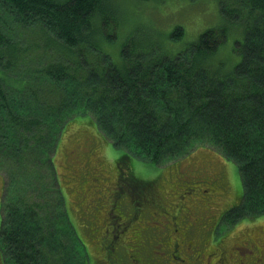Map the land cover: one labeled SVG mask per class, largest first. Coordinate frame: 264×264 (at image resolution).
<instances>
[{"label":"trees","instance_id":"trees-1","mask_svg":"<svg viewBox=\"0 0 264 264\" xmlns=\"http://www.w3.org/2000/svg\"><path fill=\"white\" fill-rule=\"evenodd\" d=\"M112 1L0 0V170L6 169L13 178L17 192L16 198L3 201L7 211L0 223V247L5 264L96 261L90 242H84L71 221L53 162L58 138L67 125L86 116L123 156L117 163L116 195L120 199L128 196L122 183L131 180L133 198L129 202L141 204L143 209L144 215L131 225L134 230L130 229V235L143 245L130 254L118 251L115 260L138 264L145 258L147 262L166 264V257H153L159 247L165 245L171 252L180 253L188 236H199L203 243L211 245L209 254L217 255L215 263L219 257L222 263L225 259L224 264H229L230 246H239L242 251L245 242L253 238L243 230L233 241L226 242L228 235L238 227L247 228V218L264 215V0H218L227 23L206 29L174 56L169 53L170 45H164L166 52L161 44L162 31L171 24L172 32L167 35L168 41L174 43L185 36L186 28L181 17L169 20L159 11L164 26L158 21L130 24L137 26L121 45V61L117 62L103 47L115 45L118 39L121 2L116 4L115 0L111 6ZM237 30L243 34L236 49L241 60L231 71L224 70L226 65L217 56ZM28 32L42 41L44 54L26 49L16 39L17 33L29 35ZM136 33L139 35H133ZM142 39L145 44H139ZM33 45L37 47L39 43ZM154 45L161 56H146L144 51L153 50ZM133 53L138 57L132 58ZM181 58L185 60L179 62ZM193 133L201 138L194 139ZM48 136L52 138V149L44 144ZM203 144L213 145L215 149H206L217 154L199 157ZM166 145L174 150L167 156L162 154ZM193 148L203 160L201 164L195 161L191 170L201 179L191 181L181 175L176 184L168 180L172 169L190 157ZM216 155L233 160L238 167L243 187L239 205L225 209L227 202H222L218 212L206 213L209 218L205 215L199 226L205 223L208 237L194 229L197 224L188 225V218L183 219L178 232H183L179 236L184 246L170 234H160L167 229V223L159 216L175 221L167 216L169 208L163 204L161 183H173L172 194L178 204L196 198L204 208L213 209L215 196L219 194L221 200L227 197L225 162L221 157V164L213 163L211 157ZM132 158L153 164L159 172L155 175L140 170ZM174 158L173 164L165 165ZM39 162L43 163L40 173ZM215 164L220 165V172L215 174L217 182L209 178L211 168L217 169ZM32 178L37 194L29 188ZM52 183L58 185L56 205L47 197ZM187 191L193 194L190 198L185 195ZM82 218L85 223L90 221L92 230L85 227L93 231L91 242L98 244L97 227L103 219L100 215ZM223 219L225 232L219 239L215 234ZM151 247H155L153 252Z\"/></svg>","mask_w":264,"mask_h":264},{"label":"rangeland","instance_id":"rangeland-1","mask_svg":"<svg viewBox=\"0 0 264 264\" xmlns=\"http://www.w3.org/2000/svg\"><path fill=\"white\" fill-rule=\"evenodd\" d=\"M159 0H116V4H119V29H118V39L115 45L107 44V46H103L104 50L111 54V56L115 59V61H121L120 50L123 42L132 35L133 30L137 25L130 24H140L144 23V25H149L150 23L160 22V18L162 14L166 15L168 19H172L173 17L179 18L181 17V22L186 28L185 36L178 42L171 43L168 41V35L172 31L170 27L165 28L163 32L164 38L161 40V44L170 45V55L174 56L177 53L184 51L189 44H191V40L198 38L197 35L204 32L208 28L218 27L223 25L224 17L221 15L219 10L218 0H162L160 3L157 2ZM115 0L111 2V6ZM158 6H160L158 10ZM162 14H160V12ZM139 14V15H137ZM237 21V20H236ZM227 23V22H226ZM164 26V25H162ZM170 27V28H169ZM241 30L235 31L237 35H232L228 37L227 41L221 46L220 52L217 56V59L221 62H224L226 67L224 70H232L235 68V65L240 62L241 56L236 52L237 47L240 44V41L243 40V34L240 32ZM28 34L19 35L17 33V40H19L24 47L30 50H35L39 54H44V44L42 41H38L34 37L33 32H28ZM15 34V33H14ZM13 34V35H14ZM139 35V33L133 34ZM98 39V37H96ZM235 38H239V40H235ZM35 42L39 43L37 47L33 45ZM145 44V40L142 39L139 41V44ZM132 45V43H131ZM36 48V49H32ZM153 50L144 51L146 56H150L152 58L160 57L161 51L155 47ZM165 51L168 49L164 46ZM132 52L129 50V54ZM132 58L138 57L135 53L131 54ZM185 58L179 59V62L184 61ZM184 64V63H183ZM91 116V115H90ZM93 118V116H91ZM90 117H77L72 120L58 138V148L53 156V162L55 168L58 173L60 185L62 187L63 193L66 198L68 212L71 218V221L74 227L77 229L79 234L84 239L90 242L91 252L93 260L92 264H120V262L114 259L115 253L118 251H123L125 254L132 253L135 248L139 245H143V242L140 241L137 243L136 237L131 236L128 232H130L131 224H128L129 220L120 221L122 223L123 235H120L119 238L114 242L108 238H112L116 233V221L113 222L112 216L116 215V206L118 199L116 198V194L118 192V180H119V167H117V163L123 158L121 156V152L119 149L115 148L111 143V139L107 138L103 132H100L96 125L95 127L92 125L88 119ZM95 121V119L93 118ZM196 137L201 138V136L197 133H193ZM54 135V129H52V138ZM183 135H185V130L183 131ZM52 138L48 136L46 138L45 143L46 146L50 149L53 148ZM181 139V138H180ZM204 139H208L204 137ZM174 143V141H173ZM205 147H201L202 149L198 150L200 156L206 157L208 155H215L216 152L213 151V154L209 152L208 149H215L211 144H203ZM208 148V149H206ZM194 149V148H193ZM192 149V150H193ZM169 145H166L162 149V154L169 155L170 152H173ZM54 153V152H53ZM52 153V155H53ZM197 150L194 149L193 153L190 157H186L184 161L181 162L176 168L172 169V175L167 176V179L172 180L173 183L176 184V180L181 175H187L188 179L191 181H198L201 179V175L193 172L192 164L197 161L198 164H201L203 158L197 157ZM221 156V155H220ZM222 157V156H221ZM219 157V155L212 156L211 160L213 163L221 164L220 159L225 162L226 166V180L229 183V193L227 197L218 198V195L214 198H217V201L214 202L215 206L213 209H209L207 207H203L202 203L193 198L192 200H186L184 203L178 204L177 200L173 197L172 192V184L173 183H161L159 189L161 190V195L164 196L165 200H163V204L168 207L167 216L173 218L175 221L168 222L169 219L159 216L160 220H164L167 226V229H163L160 231V234H170L174 241H180V236L178 232V228L180 225V221L187 219L188 225H195V230L200 232L202 230L203 234L208 237V229L204 222L200 221L203 217L208 215L206 213H216L219 211L222 202H227L224 208H228L231 206H238L240 203V199L242 197V181L238 171V167L233 160H228L225 157ZM177 158V157H176ZM176 158L170 160L165 165H171ZM133 162L138 165V168L142 171H145L150 174L156 175L159 172V169L155 168L153 164H148L147 162H143L141 160L133 159ZM171 163V164H170ZM196 164V165H198ZM43 163L39 162L37 167V172H41ZM216 170L214 167L211 168L209 172V178L212 179L213 182H217V177L215 174L220 172V165L215 164ZM161 167V166H160ZM40 177H42L39 174ZM87 178L86 181L90 182V186L84 185V179ZM35 178H32L28 181V184H32L29 186L32 193L35 192V183H33ZM44 181V178L43 180ZM14 181L11 176H8L6 173V169L0 170V197L1 199L7 201V198H16L17 192L16 187L14 186ZM201 183L206 187L207 182L201 181ZM42 183H39L41 187ZM51 188L50 193H47V197L53 202V204H57L58 200V185L52 183L49 185ZM226 185L223 186L226 189ZM35 194H37L35 192ZM188 198H190L193 194L189 191L185 193ZM112 197V198H110ZM16 200V199H15ZM120 199L119 201H121ZM123 208H132L129 202V198L123 197ZM216 200V199H215ZM33 201V199H32ZM219 201V202H218ZM3 202V204H4ZM104 202L107 203L108 207L105 209V215L98 210V207L101 206ZM5 206V205H4ZM152 210H154L155 204H151ZM134 209V208H133ZM63 210V209H62ZM115 210V211H114ZM6 208L3 207L1 209L0 205V218L4 219L6 215ZM143 212L141 213V215ZM91 217V215L95 216L100 215L101 219L99 226L98 244H93L91 242L92 232L87 231L92 230L90 221L87 223L84 222V216ZM140 215V216H141ZM209 218V217H208ZM112 219V220H111ZM1 220V222H2ZM11 222V221H10ZM137 221H134L136 223ZM62 226H65L62 224ZM86 226V227H85ZM232 228V227H230ZM228 228L227 231L230 229ZM239 228V227H238ZM238 228L233 230V233L238 232ZM240 229V228H239ZM134 230V227H132ZM243 230H247L248 236L253 238L250 242L247 243V250H243L245 254H247V264H257L256 259L253 257L255 254H259L258 248H262L264 246V215L257 218H247V228L240 229V231L232 238L230 241H233L236 236L241 235L240 233ZM95 232V230H94ZM225 232V224L224 219L220 222V226L216 230V236L220 239L222 234ZM194 232H192L193 234ZM132 235H135V231L132 232ZM193 236V235H192ZM85 237V238H84ZM68 238V236L66 237ZM90 239V241H89ZM187 244L182 247V252L173 253L167 246L163 245L159 247L158 254L153 253L154 259H158L160 256L166 257L167 262L169 260V264H216V256L210 257L209 249L210 244H205L202 242V238L197 237H187ZM253 242H256L255 248L252 246ZM98 245V250L96 249ZM152 252L155 247H151ZM157 249V248H156ZM163 249V250H162ZM3 256V253H2ZM210 257V261L207 259ZM262 256L259 257L261 260ZM157 260L153 262H147L144 258L142 262H138V264H156ZM166 262V264H167ZM2 264H5V259L3 256ZM124 264H133L131 260H127ZM137 264V262H136Z\"/></svg>","mask_w":264,"mask_h":264},{"label":"flooded vegetation","instance_id":"flooded-vegetation-1","mask_svg":"<svg viewBox=\"0 0 264 264\" xmlns=\"http://www.w3.org/2000/svg\"><path fill=\"white\" fill-rule=\"evenodd\" d=\"M131 181V180H130ZM130 181H125L123 180V183H122V186L123 188L125 189V193H128L127 195L129 196H123V197H127V198H133L132 195H131V191H130ZM118 187H119V182H118ZM215 193V192H214ZM112 198V197H110ZM116 198L118 199L117 201V206H116V215H113L112 216V219H113V222L116 221V233H115V236L112 237V238H108L111 243H114L120 235H123V229H122V223L120 221H123V220H129L128 221V224H133L134 221H138L139 220V217L141 215V213L143 212V209L140 207L141 204H135L136 206H134V204H130L132 206V208H123V199L121 201L120 200V195H116ZM140 197H135L134 200H139ZM140 203V202H139ZM108 207V205L106 204V206L104 207H98V210L101 211L104 215H105V209ZM134 208V209H133ZM115 211V210H114ZM145 212H147V210L145 209ZM144 215V214H143ZM0 222H1V218H0ZM137 223V222H136ZM183 224V221L181 220L180 221V225ZM133 226V225H132ZM239 232V231H238ZM237 232V233H238ZM130 234V232H128ZM237 233H233V234H230L228 235V239L226 240L227 241H230L232 238H234V236L237 234ZM134 237V236H133ZM181 240V239H180ZM179 244H181V241H178ZM186 243L183 242V244L181 245H185ZM254 248L256 246V242H253V245H252ZM262 248H258V251H259V254H255L253 257L256 259V262L257 264H264V246H261ZM98 250V245H97V248ZM232 249V253L229 255H227L226 252H224L223 254L225 255V258H226V255L227 256H230V258H232L231 262H229V264H247V254H245V252L243 250H247V242H245V246H243V250L241 251L240 250V247L239 246H230L229 250ZM118 252V250H117ZM117 252L115 254H117ZM229 253V251H228ZM236 253V254H234ZM219 255V254H218ZM212 256H217L215 254H210V257ZM262 256L261 260H259V257ZM210 257L207 259V261L209 262L210 261ZM114 259H115V256H114ZM2 261H3V256H2V251H1V247H0V264H2ZM218 261L216 264H224L225 262V259L223 261V263L220 261L219 257H218Z\"/></svg>","mask_w":264,"mask_h":264}]
</instances>
